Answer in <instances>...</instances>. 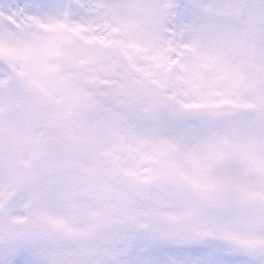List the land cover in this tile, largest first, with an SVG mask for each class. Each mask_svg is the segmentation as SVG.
<instances>
[{"label":"rangeland","instance_id":"374dc122","mask_svg":"<svg viewBox=\"0 0 264 264\" xmlns=\"http://www.w3.org/2000/svg\"><path fill=\"white\" fill-rule=\"evenodd\" d=\"M259 2L56 0L31 23L5 27L0 17V65L8 70L0 71V126L35 167L24 190L0 157V250L14 233L24 236L18 222L30 210L61 222L64 242L29 238L59 264L90 252L110 258L121 230L142 218L166 216L175 229L217 227L263 245L264 12L247 6ZM185 10L191 15L181 18ZM94 96L103 101L100 115L87 109ZM43 126L71 140L70 173L54 174L41 162ZM212 153L230 162L233 206L199 221L187 181L207 183L197 157ZM97 165L142 179L149 201L136 205L93 185ZM85 240L91 248L82 247Z\"/></svg>","mask_w":264,"mask_h":264},{"label":"snow or ice","instance_id":"6c2138e0","mask_svg":"<svg viewBox=\"0 0 264 264\" xmlns=\"http://www.w3.org/2000/svg\"><path fill=\"white\" fill-rule=\"evenodd\" d=\"M247 6L264 12V0ZM4 7L8 11H0V17H3L5 27H11L17 21L31 23L40 14L55 9L57 4L56 0H5ZM186 7L180 6L182 10ZM190 15L191 10H185L181 18ZM0 71L8 70L0 65ZM197 159L208 179L207 183L200 179L187 181L194 195L199 198V205L192 207L191 211L197 220L208 221L232 209L233 194L226 179L230 162L218 153ZM3 214L7 218V207ZM178 219L182 221L184 215L180 214ZM41 222L54 230H60L59 220L42 216ZM172 223L166 216L155 221L142 218L133 226L121 230L122 239L116 245L115 255L97 259L90 252L76 264H264V245L254 247L245 244L217 227L175 229L169 226ZM81 243L86 248L93 245V241L89 240ZM60 260L64 264H73L71 257H61ZM0 264H59V261L45 255L42 243L14 233L5 241L3 250H0Z\"/></svg>","mask_w":264,"mask_h":264},{"label":"water","instance_id":"95a60500","mask_svg":"<svg viewBox=\"0 0 264 264\" xmlns=\"http://www.w3.org/2000/svg\"><path fill=\"white\" fill-rule=\"evenodd\" d=\"M40 155L51 166L59 170H67L71 162V150L68 142L62 134H52L44 131L39 138ZM0 153L7 159L9 166L14 169L15 177L20 184L25 183L32 175V168L25 165L19 158V154L7 130H0ZM96 184L117 187L130 195L134 200L144 201L147 193L137 180L131 177H118L106 168H97L92 179ZM199 202V198L193 195ZM25 232L32 236H44L61 239L59 231L43 224L33 214L26 217L21 223Z\"/></svg>","mask_w":264,"mask_h":264},{"label":"clouds","instance_id":"9594fccd","mask_svg":"<svg viewBox=\"0 0 264 264\" xmlns=\"http://www.w3.org/2000/svg\"><path fill=\"white\" fill-rule=\"evenodd\" d=\"M262 55H264V53H262Z\"/></svg>","mask_w":264,"mask_h":264}]
</instances>
